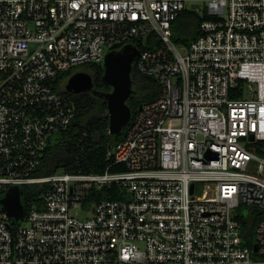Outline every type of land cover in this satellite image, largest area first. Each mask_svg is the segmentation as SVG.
I'll list each match as a JSON object with an SVG mask.
<instances>
[{"label":"built area","instance_id":"2783aa9c","mask_svg":"<svg viewBox=\"0 0 264 264\" xmlns=\"http://www.w3.org/2000/svg\"><path fill=\"white\" fill-rule=\"evenodd\" d=\"M183 12L201 21L176 44ZM115 44L139 50L133 64L158 96L103 173L35 176L75 118L67 80ZM263 143L264 0H0V199L45 187L17 222L0 205V264H264ZM114 186V198L90 199ZM240 207L261 211L256 250Z\"/></svg>","mask_w":264,"mask_h":264},{"label":"trees","instance_id":"16d2710c","mask_svg":"<svg viewBox=\"0 0 264 264\" xmlns=\"http://www.w3.org/2000/svg\"><path fill=\"white\" fill-rule=\"evenodd\" d=\"M201 18L192 12H183L172 25V40L174 43H187L197 36V26ZM137 43V42H136ZM141 49V45L137 44ZM147 49H151L149 44ZM89 68L93 81V89L100 93L110 92L111 88L102 82L103 68L100 64L81 65ZM75 71V69H74ZM74 71L70 70L61 75L67 77ZM133 94L128 98L127 105L131 111V119L136 115L140 105L154 100L159 93V87L153 78L140 74L135 65L131 72ZM76 104V115L66 129L53 134L40 160L35 176H48L58 171H81L83 173H103L109 165L106 160L108 150L118 143L129 123L118 135L108 134L109 117L107 104L103 98L92 92L73 94L64 92ZM264 150V143L260 145ZM264 157V151L259 152ZM120 167L110 168L111 172L120 171ZM45 187L23 186L22 203L39 197ZM122 191L115 186L111 190L99 193L92 190L90 199L114 198ZM99 194V195H98ZM261 219V211L255 207H240L237 220L241 224V236L247 247L254 245V230Z\"/></svg>","mask_w":264,"mask_h":264},{"label":"water","instance_id":"95a60500","mask_svg":"<svg viewBox=\"0 0 264 264\" xmlns=\"http://www.w3.org/2000/svg\"><path fill=\"white\" fill-rule=\"evenodd\" d=\"M119 47L112 46V50L105 55L102 63V82L111 88L110 92L100 93L93 89L91 75L84 72H76L67 80L65 90L68 93L81 94L92 92L106 101L109 117L108 134L118 135L131 118V111L127 100L133 94L131 72L132 65L139 55V50L131 44ZM117 49V50H116ZM141 108L139 106L138 110ZM23 190L19 186H11L5 196L0 199L2 211L13 222L21 220L25 214V208L21 202ZM254 250L257 246L254 245Z\"/></svg>","mask_w":264,"mask_h":264},{"label":"rangeland","instance_id":"374dc122","mask_svg":"<svg viewBox=\"0 0 264 264\" xmlns=\"http://www.w3.org/2000/svg\"><path fill=\"white\" fill-rule=\"evenodd\" d=\"M207 1L208 0H197V3L200 4L201 7H204L207 4ZM75 71L88 73L89 75L91 74V70L89 68L78 67V68L75 69ZM64 86H65V84H63V87ZM31 186H33V185H31Z\"/></svg>","mask_w":264,"mask_h":264},{"label":"flooded vegetation","instance_id":"af4514ba","mask_svg":"<svg viewBox=\"0 0 264 264\" xmlns=\"http://www.w3.org/2000/svg\"><path fill=\"white\" fill-rule=\"evenodd\" d=\"M91 75V74H90Z\"/></svg>","mask_w":264,"mask_h":264}]
</instances>
